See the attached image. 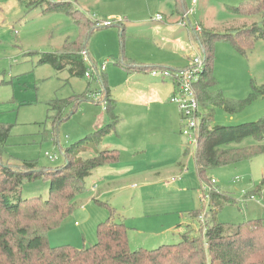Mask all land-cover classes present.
<instances>
[{
	"label": "rangeland",
	"instance_id": "rangeland-1",
	"mask_svg": "<svg viewBox=\"0 0 264 264\" xmlns=\"http://www.w3.org/2000/svg\"><path fill=\"white\" fill-rule=\"evenodd\" d=\"M245 1L197 0L184 28L180 14L191 9L189 0H0V123L12 125L1 164L10 157L37 161L44 168L61 166L64 159L60 148L82 140L108 122L101 81L92 68L95 65L106 69L102 74L105 88L117 101L115 113L121 120L100 145L101 149L117 150L118 161L100 167L84 180L85 192L76 198L74 212L48 233L51 247L82 249L95 244L96 226L109 216L107 205L114 211L116 222L122 221L128 228L132 251L176 244L183 234L198 235L201 224L197 223V215L209 212L208 195L212 191L225 192L237 201L216 213L217 222L264 220V154L213 169L207 175L209 183L201 185L193 161L194 148L173 124L178 109L169 98L158 104L162 105L160 111L148 104L152 100L151 85L170 80L154 79L149 72H128L115 64L123 54L144 67H181L189 59L202 56L191 37L193 28L198 30L196 33L203 29L227 34L257 24L264 31V11L241 17L225 7H238ZM59 2L66 5L60 10H47ZM250 7L254 14L257 9ZM75 10L101 25H126L123 40L115 25L93 32L84 60L89 79L75 77L68 69L57 72L50 65L38 63L41 53L61 51L77 39L79 31L70 15ZM157 16L164 22L154 27L143 25ZM177 26L184 30H175ZM213 76L229 101L246 100L253 87L254 91L264 92V39L254 41L244 54L229 42H216ZM82 94H87V100L60 124L56 137L45 138L47 103ZM263 116L264 94L233 114L214 108L211 124L236 126ZM255 144L253 138H246L232 146ZM173 178L176 180L171 181ZM211 185L210 192L205 190L204 200L202 190ZM48 188L45 181L28 183L21 196L46 199ZM257 188L260 192L253 194Z\"/></svg>",
	"mask_w": 264,
	"mask_h": 264
},
{
	"label": "trees",
	"instance_id": "trees-1",
	"mask_svg": "<svg viewBox=\"0 0 264 264\" xmlns=\"http://www.w3.org/2000/svg\"><path fill=\"white\" fill-rule=\"evenodd\" d=\"M65 5L52 3L47 10H60ZM251 5L257 9L254 14ZM226 9L241 17L255 16L264 11V0H246L238 7L227 6ZM70 15L79 31L77 39L63 46L61 51L41 53L38 63L50 65L57 72L68 69L71 75L83 78L86 74V47L93 32L115 25L123 40L125 26L110 23L99 26L98 21L81 17L78 10ZM197 31L191 29V35L203 53V70L195 85V93L204 116L194 134L196 145L193 161L197 179L203 185L209 183L207 175L211 170L264 154V116L257 121L236 126L211 124L214 108H222L233 114L258 95L264 94L254 91L253 87V93L244 101L233 102L224 98L213 76L215 43L229 42L244 54L251 50L254 41L264 39V31L257 24L227 34L203 29L199 33ZM115 64L128 72L170 70L161 66H141L123 54L116 59ZM92 68L101 81L102 104L108 122L82 140L60 148L64 159L61 166L44 168L37 161H20L10 157L6 164L0 163V264H264V220L251 219L239 224L217 222L216 213L226 205H235L237 201L225 192L216 191L209 195L210 210L205 213L204 227H199L198 235L183 234L176 244L160 245L153 250L140 248L132 251L128 243V228L124 222H116L114 211L108 205L106 208L109 216L96 226L95 244L82 249L70 245L51 247L48 244V233L57 229L74 212L76 198L85 192L84 180L94 170L114 164L119 159L117 150L100 148L102 138L116 130L120 119L115 114V102L110 97V91L105 88L103 71L97 65ZM86 100L87 94L50 100L43 124L44 137L54 139L60 124L68 120L69 114ZM68 109L70 113H67ZM11 128L10 124L0 123V158ZM246 138H253L256 144L232 146ZM83 154L87 156L82 157ZM36 181L48 182L47 198H22L25 184ZM259 192L257 188L253 194Z\"/></svg>",
	"mask_w": 264,
	"mask_h": 264
},
{
	"label": "built area",
	"instance_id": "built-area-1",
	"mask_svg": "<svg viewBox=\"0 0 264 264\" xmlns=\"http://www.w3.org/2000/svg\"><path fill=\"white\" fill-rule=\"evenodd\" d=\"M191 9L184 13L183 20L181 21V26L186 27L185 21L188 20L190 14L194 12L195 5L197 4V0H189ZM158 21L162 20L161 16H157L155 18ZM107 23H102V25H106ZM101 26V24H98ZM101 71H104V65L100 67ZM203 70V58L202 56H195L193 57L188 65L183 69L178 70H152L150 71V75L153 78L165 80L166 78L169 79L174 83L177 90L170 97V103L174 104L178 109L181 115V122L182 128L180 130V134L187 140L188 144L195 148L196 141H195V131L199 128L203 121L204 114L200 110L198 105V101L196 98L195 93V85L198 82L200 75ZM86 78H90V74L86 72ZM50 160H53L51 156L45 154ZM185 167H182L181 171H184ZM176 179L173 178L171 181H175ZM211 184H214V181H211ZM212 185L202 190L203 192V199L205 200L206 193L205 190L208 189L210 192L212 190ZM210 195V194H209ZM208 195V198H209ZM204 207V211H205ZM205 221V213L199 214L197 217L198 224L204 227Z\"/></svg>",
	"mask_w": 264,
	"mask_h": 264
},
{
	"label": "crops",
	"instance_id": "crops-1",
	"mask_svg": "<svg viewBox=\"0 0 264 264\" xmlns=\"http://www.w3.org/2000/svg\"><path fill=\"white\" fill-rule=\"evenodd\" d=\"M225 7H227V6H225ZM176 8L178 9V4L176 3ZM183 12H184V10H183ZM183 14V13H182ZM182 14H180L181 16H182ZM163 19L164 18H162V20L161 21H158V20H156L155 18H153L152 20H150V21H148V22H145L143 25L144 26H147V27H154V26H158L157 24H161V23H163L164 21H163ZM163 21V22H162ZM176 22V21H175ZM124 26H125V30H126V25L124 24ZM205 27V26H204ZM185 28V27H184ZM206 28H208V27H206ZM180 30V31H182V27H180L179 28V26H177V27H175V30ZM184 30V29H183ZM179 33H182V32H179ZM192 37V36H191ZM191 59H189L188 61H187V63H185V64H183L181 67H178V66H175L174 68H169V67H164V68H166V69H170L171 71H173V70H178V69H183V68H185L187 65H188V63H189V61H190ZM98 67V66H97ZM162 67V66H161ZM99 68V67H98ZM94 69V68H93ZM106 69H104V71H105ZM86 72H87V70H86ZM91 77V76H90ZM89 79V78H88ZM154 79H156V78H154ZM157 80H160V79H157ZM161 81H164V80H161ZM171 83H164V82H159V83H153L152 85H151V97H152V100L151 101H149L148 102V104H151V105H154V106H157L156 108H154V110L155 109H157L158 111H160V107H162V105H159L158 106V104L159 103H163L164 102V100L165 99H170V97L174 94V93H176V90H177V88H176V86L174 85V83L172 82V81H170ZM169 92V93H168ZM167 93V94H166ZM160 94H162V96L163 97H161L160 96ZM165 94L166 95H168V96H166V98H165ZM110 97H111V94H110ZM161 97V98H160ZM112 98V97H111ZM113 99V98H112ZM114 100V102H115V110H116V104H117V101L115 100V99H113ZM173 105V104H172ZM174 109V108H173ZM177 110V109H176ZM178 112V111H177ZM175 113V117H174V121H173V124H174V126H175V128H179V132H180V130H181V128H182V122L180 121V117H181V115L179 114V112L178 113ZM116 114V113H115ZM119 118V117H118ZM120 122H121V120H120ZM119 122V123H120ZM212 125H214V124H212ZM101 126V125H100ZM99 126V127H100ZM98 127V126H97ZM96 127V128H97ZM98 127V128H99ZM104 149H105V147H103ZM108 150V149H107ZM99 169V168H98ZM97 170V169H96ZM96 170H94L93 171V173L96 171ZM93 173H92V175H93ZM91 175V176H92ZM90 177V176H89ZM197 220V219H196ZM198 223V222H197ZM188 227V226H187ZM191 227V226H190Z\"/></svg>",
	"mask_w": 264,
	"mask_h": 264
},
{
	"label": "water",
	"instance_id": "water-1",
	"mask_svg": "<svg viewBox=\"0 0 264 264\" xmlns=\"http://www.w3.org/2000/svg\"><path fill=\"white\" fill-rule=\"evenodd\" d=\"M202 56H203V53H202Z\"/></svg>",
	"mask_w": 264,
	"mask_h": 264
}]
</instances>
